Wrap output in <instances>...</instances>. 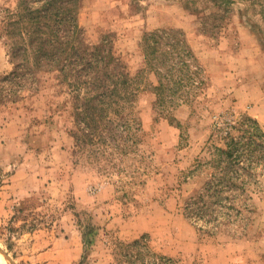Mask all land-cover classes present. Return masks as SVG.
<instances>
[{
  "label": "rangeland",
  "instance_id": "374dc122",
  "mask_svg": "<svg viewBox=\"0 0 264 264\" xmlns=\"http://www.w3.org/2000/svg\"><path fill=\"white\" fill-rule=\"evenodd\" d=\"M16 1L0 0V8ZM79 21L91 42L115 36L134 77L145 66L139 48L145 32L182 30L206 85L191 104L162 113L149 87L154 77L145 79L135 109L141 142L126 162L140 171L133 176L106 174L76 148L66 93L27 95L0 110V259L112 264L115 240L147 235L155 252L177 264H264V181L244 236H205L182 210L198 190L184 174L210 144L222 146L229 125L249 116L264 129L261 18L244 2L226 9L212 0H82ZM12 68L0 41V77Z\"/></svg>",
  "mask_w": 264,
  "mask_h": 264
},
{
  "label": "trees",
  "instance_id": "16d2710c",
  "mask_svg": "<svg viewBox=\"0 0 264 264\" xmlns=\"http://www.w3.org/2000/svg\"><path fill=\"white\" fill-rule=\"evenodd\" d=\"M212 1L226 9L247 3L264 22V0ZM81 7L82 0H17L14 8H0V41L13 65L0 77V110L27 95L66 93L64 111L74 126L76 148L106 174L139 175L126 162L136 157L141 142L135 109L145 79L154 77L149 87L156 108L169 113L199 96L206 85L204 70L182 30L155 29L141 38L145 66L132 76L113 34H103L97 43L87 38ZM257 29L264 36V27ZM229 126L222 146L210 144L184 174L185 183L193 181L198 190L186 199L183 215L208 237L222 231L246 235L244 221L256 213L254 195L264 181V129L249 116ZM111 247L112 264H177L155 252L147 235L115 240Z\"/></svg>",
  "mask_w": 264,
  "mask_h": 264
},
{
  "label": "bare ground",
  "instance_id": "6f19581e",
  "mask_svg": "<svg viewBox=\"0 0 264 264\" xmlns=\"http://www.w3.org/2000/svg\"><path fill=\"white\" fill-rule=\"evenodd\" d=\"M0 263H1V264H4V262H3L1 259H0Z\"/></svg>",
  "mask_w": 264,
  "mask_h": 264
}]
</instances>
